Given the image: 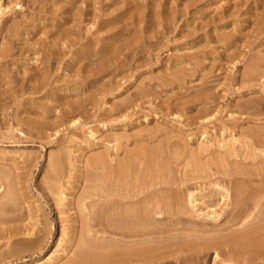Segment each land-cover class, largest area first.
<instances>
[{
    "label": "rangeland",
    "instance_id": "1",
    "mask_svg": "<svg viewBox=\"0 0 264 264\" xmlns=\"http://www.w3.org/2000/svg\"><path fill=\"white\" fill-rule=\"evenodd\" d=\"M261 174L264 0H0V264H105L128 193L153 264H264Z\"/></svg>",
    "mask_w": 264,
    "mask_h": 264
},
{
    "label": "bare ground",
    "instance_id": "2",
    "mask_svg": "<svg viewBox=\"0 0 264 264\" xmlns=\"http://www.w3.org/2000/svg\"><path fill=\"white\" fill-rule=\"evenodd\" d=\"M50 51V53H51V50H49ZM7 55L6 54H2V57H6ZM50 59V58H49ZM49 59H48V61H49ZM52 60V59H51ZM103 165V173L105 174V175H107L108 177H110L111 179L113 178V177H120V176H122L123 174H124V172H125V169H126V167H127V161L126 162H123V163H121L120 165H118V167L117 168H112L110 165H105L104 166V164H103V160H102V158L101 157H97L96 159H94V160H92V162H91V166H90V168L92 169V170H94V167H96V166H98V165H100V166H102ZM263 174V173H262ZM261 174V175H262ZM258 176H259V174H258ZM263 177H259L258 179H260V178H264V175H262ZM114 181H115V179H113ZM259 182L261 181V180H258ZM116 182V181H115ZM261 183H262V181H261ZM263 184H264V180H263ZM109 185V184H108ZM93 189V188H92ZM108 189H109V187H108ZM116 189V188H115ZM119 189V188H118ZM128 190V189H127ZM114 191V190H113ZM134 192H135V190H134ZM137 192V191H136ZM62 193V192H61ZM116 193V192H115ZM131 193H133V192H131ZM138 193V192H137ZM226 193H228L227 191H226ZM264 193V192H263ZM125 194V193H124ZM59 195V194H58ZM261 195V197H263V194H260ZM115 196V195H114ZM137 196H138V194L136 195L135 193H133V194H126L125 196H121L119 199H113V200H111V201H109L108 203H111V206L109 207V211H108V219H106V221L104 222V224H103V226H104V228H105V230H108V231H110V232H112V233H117V234H119L121 237V240H116V241H113V242H117V243H119L118 244V247L116 248V250L114 251V252H112L111 254H108V255H106V256H104V258H105V264H153V261H154V259L153 258H155V257H152L151 256V251H152V249H154V248H152V245H153V243H152V240H153V238L151 237L152 236V233H154L153 232V229H152V226L151 225H153V224H151L150 222H149V220H150V218H151V216L153 217V214H155L156 213V217L157 216H159L160 217V215H161V213H163V216H164V213L166 214H180V208H179V204H180V206H182L181 205V203H177L175 200V205H173L172 203L170 204L169 203V205H167V204H165L166 205V208H162L163 206L162 205H164V204H162L161 202V206H159V204H158V202L157 201H154V199H153V201L151 202V203H147L146 202V204L147 205H145L144 207H143V205H142V207L144 208L143 209V213L141 214V217H140V214H139V212H137L136 211V208H133L134 207V205H135V203L138 201L136 198H137ZM190 196V195H189ZM225 197V195H222L221 194V196L220 197ZM113 197V196H112ZM227 197H228V195H227ZM260 196H259V198H261ZM116 198V197H115ZM191 201H190V204H192V203H196V200L197 199H194V197H192V195H191ZM190 198H189V200H190ZM226 198V197H225ZM61 199V198H60ZM100 199V198H99ZM142 199V198H141ZM145 199V198H144ZM143 199V200H144ZM158 199V198H157ZM229 199H230V197H229ZM262 199H264V197L262 198ZM262 199H260L261 201H262ZM160 200L161 201H163L162 199H161V197H160ZM165 200H167V199H164V201ZM222 200H223V198H222ZM258 201V199L257 200H255V203H256V201H257V203L259 202V203H261V201ZM61 201V200H60ZM99 201V200H98ZM147 201V200H146ZM170 201V200H169ZM174 201H171V202H174ZM225 201H227V198H226V200ZM166 202H168V200L166 201ZM180 202V201H179ZM96 203H98V202H96ZM164 203V202H163ZM177 203V204H176ZM256 203V205H257V207L260 205L259 203V205ZM102 204V203H101ZM104 204V203H103ZM225 204V203H224ZM226 204H228V203H226ZM240 205V204H242V200H241V203H240V201L237 203V205ZM254 204V203H253ZM253 204H252V207L254 208V206H253ZM192 205H195V204H192ZM234 205H235V203H234ZM237 205L235 206V209L237 210V208H239V207H237ZM255 205V204H254ZM255 205V206H256ZM93 206H95V205H93ZM196 206V205H195ZM223 206H225V205H223ZM226 206H228V205H226ZM232 206V205H231ZM232 207H234V206H232ZM231 207V210H232V212H233V208ZM257 207H255V208H257ZM91 208V207H90ZM140 208V207H139ZM246 208V207H245ZM247 208H249L248 206H247ZM254 208V209H255ZM259 208V207H258ZM253 209V210H254ZM123 210V211H122ZM230 210V211H231ZM89 211V210H88ZM92 212H93V210H91ZM173 211V212H172ZM230 211H227V212H229V214H230ZM239 211V210H238ZM237 211V212H238ZM248 210H246V212H244V210H243V212L244 213H249V212H247ZM92 212H89V214L91 213V215H92ZM183 212V211H182ZM212 212V211H211ZM210 212V214H208V215H213L214 214V211L211 213ZM236 212V211H235ZM252 211H250V213H251ZM157 213H158V215H157ZM160 214V215H159ZM232 214L233 213H231L230 215L232 216ZM241 214V212H239V215ZM183 215V214H182ZM216 217H218L217 215H219V214H217V212L214 214ZM213 215V216H214ZM225 215H227V214H225ZM234 215H235V213L233 214V219H236L238 216H237V214H236V217H234ZM242 215L243 214H241V218H242ZM245 215V214H244ZM250 215V214H249ZM87 216H88V214H87ZM168 216V215H167ZM174 216V215H173ZM212 216V217H213ZM246 216H248V215H246ZM89 218H91L90 216H88ZM158 217V218H159ZM169 217H172V216H169ZM179 217V216H178ZM227 217H228V215H227ZM226 217V218H227ZM245 217V216H244ZM249 217V216H248ZM112 218V219H111ZM140 218H142L141 220H140ZM175 218V217H174ZM239 218V217H238ZM237 218V219H238ZM247 218V217H246ZM245 218V219H246ZM92 219H93V216H92ZM91 219V220H92ZM152 219V218H151ZM172 219V218H171ZM178 219V218H177ZM213 219H216V218H213ZM222 219V218H221ZM229 219H232V218H230V216H229ZM217 220V219H216ZM224 220V219H223ZM227 220H228V218H227ZM226 220V221H227ZM241 220V219H240ZM240 220L238 221V222H240ZM243 220H244V218H243ZM151 221V220H150ZM154 221V220H153ZM180 221V220H179ZM178 221V222H179ZM88 222H90V221H88ZM94 222V221H93ZM127 222V223H126ZM182 222V221H181ZM231 222V221H230ZM229 222V223H230ZM244 222H245V220H244ZM172 223V222H171ZM177 223V222H176ZM232 223V222H231ZM91 224V223H90ZM101 224V223H100ZM126 224V225H125ZM125 226V227H124ZM183 226H184V224H183ZM217 226V225H216ZM90 227H92V225L90 226ZM178 227V226H177ZM201 227V226H200ZM154 228V227H153ZM156 228V227H155ZM215 228V227H214ZM88 229H89V223H88ZM91 229V228H90ZM89 229V230H90ZM100 229V228H99ZM181 229V228H180ZM196 229V228H195ZM194 229V230H195ZM200 229V228H199ZM204 229V228H203ZM159 230V229H158ZM198 230V229H197ZM206 230V229H205ZM91 231V230H90ZM98 231V230H97ZM179 231V230H178ZM89 232V231H88ZM92 232H93V229H92ZM98 232H100V230L98 231ZM155 232H157V231H155ZM160 232V231H159ZM192 232H194L193 230H192ZM198 232V231H197ZM205 232V231H204ZM203 232V233H204ZM101 233H103V232H101ZM207 233V232H206ZM50 234V233H49ZM111 234V233H110ZM109 234V235H110ZM156 234V233H155ZM91 236V235H90ZM156 236V235H155ZM103 237H105L104 235H103ZM141 238V239H135V238ZM160 237V236H159ZM159 237L158 238H156L155 240L156 241H158V239H159ZM113 238V237H112ZM114 238H115V236H114ZM119 238V239H120ZM98 239V238H97ZM100 239V238H99ZM106 239V238H105ZM101 240H102V238H101ZM100 240V241H101ZM111 240V239H110ZM96 241V240H95ZM162 241V240H161ZM207 241H209V240H207ZM81 242V241H80ZM112 242V241H111ZM212 241L210 240L209 241V243H211ZM263 242V241H262ZM91 243V242H90ZM90 243H88V242H82V244H80L78 247H77V251L75 252V255H74V257L72 258V259H69L68 261H66L64 264H100L99 262H97L96 261V259L94 258L95 257V253L93 252V249H94V246H92ZM208 243V242H207ZM213 243V242H212ZM258 243H261V242H258ZM112 244V243H111ZM155 244V243H154ZM258 245V244H257ZM260 245H262V244H260ZM154 246V245H153ZM262 246H264V244L262 245ZM114 247V246H113ZM112 247V248H113ZM155 247H156V244H155ZM253 247H254V245H253ZM261 247V246H260ZM65 248H67V247H65ZM97 248V247H96ZM160 248V247H159ZM156 249V248H155ZM67 251H68V249H67ZM66 250H63L62 251V253L64 252H67ZM106 251H107V248H106ZM261 251V250H260ZM262 251H264V250H262ZM108 252V251H107ZM164 252V251H163ZM102 253H104V252H102ZM159 253V252H158ZM264 253V252H263ZM106 254V253H105ZM161 254H164V253H161ZM195 254V253H194ZM193 254V255H194ZM197 254L199 255V253L197 252ZM159 255V254H158ZM215 256H217V254L215 255ZM179 260H180V258H179ZM157 263H159V262H157ZM178 263V262H177ZM179 264V263H178Z\"/></svg>",
    "mask_w": 264,
    "mask_h": 264
}]
</instances>
